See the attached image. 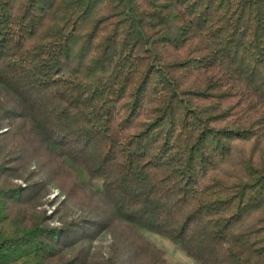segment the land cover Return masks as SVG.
<instances>
[{"label":"trees","instance_id":"trees-1","mask_svg":"<svg viewBox=\"0 0 264 264\" xmlns=\"http://www.w3.org/2000/svg\"><path fill=\"white\" fill-rule=\"evenodd\" d=\"M0 86V128L27 120L107 205L53 226L0 180V264H82L63 246L113 220L264 264V0H0ZM132 251L170 264L143 235Z\"/></svg>","mask_w":264,"mask_h":264},{"label":"rangeland","instance_id":"rangeland-1","mask_svg":"<svg viewBox=\"0 0 264 264\" xmlns=\"http://www.w3.org/2000/svg\"><path fill=\"white\" fill-rule=\"evenodd\" d=\"M13 97L0 86V102L11 104ZM15 120V119H14ZM23 136L10 134L5 123L0 128V180L21 185L23 205L43 209L48 223L61 226L72 221L83 223L107 210L101 195V182L90 179L85 171L61 158L46 154L28 130L25 119H16ZM17 133V132H16ZM125 223L113 220L106 229L96 230L90 238H75L63 246L66 256H77L82 264H151L135 251L137 239L146 240L164 252L170 264H199L169 239L147 230L132 231Z\"/></svg>","mask_w":264,"mask_h":264}]
</instances>
